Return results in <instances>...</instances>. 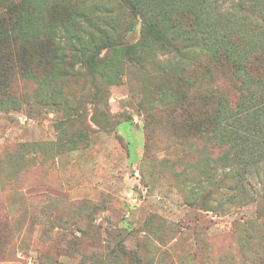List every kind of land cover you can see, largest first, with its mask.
Instances as JSON below:
<instances>
[{
  "label": "rangeland",
  "instance_id": "rangeland-1",
  "mask_svg": "<svg viewBox=\"0 0 264 264\" xmlns=\"http://www.w3.org/2000/svg\"><path fill=\"white\" fill-rule=\"evenodd\" d=\"M84 2L123 27L133 19L119 0ZM211 2L227 15L249 12V0ZM139 37L140 27L123 39ZM120 67L117 78L81 67L63 81L72 109L37 98L38 84L19 74L11 81L18 106L0 103V264H111L109 251L121 247L126 253L114 264H254L226 252L236 247L231 229L264 212V88L254 89L242 118L257 126L249 135L257 148L223 170L214 189L198 181L196 167L203 153L220 149L168 125L160 100L168 84L158 66ZM230 73L215 68L211 83L220 81L235 100ZM186 74L205 78L192 65ZM218 202L226 204L216 213Z\"/></svg>",
  "mask_w": 264,
  "mask_h": 264
},
{
  "label": "trees",
  "instance_id": "trees-1",
  "mask_svg": "<svg viewBox=\"0 0 264 264\" xmlns=\"http://www.w3.org/2000/svg\"><path fill=\"white\" fill-rule=\"evenodd\" d=\"M249 1V12L234 16L217 12L211 0H119L133 18L123 27L109 14H91L84 0H0V103L17 108L8 88L18 74L38 84L37 98L72 109L62 83L81 67L117 78L124 64L144 71L157 65L168 84L160 88L168 125L182 138L206 137L220 149L211 157L203 153L196 167L200 183L209 181L219 189L221 172L234 170L257 148L249 136L257 126L242 118L253 104L254 89L264 88V0ZM138 27L140 37L125 43V32ZM104 49L108 52L102 57ZM158 49L176 50L181 58L162 60ZM190 65L202 69L205 78L199 83L186 74ZM215 68L230 69L235 100L222 91L220 81L211 83ZM256 118L251 116L255 124ZM225 204L218 202L216 213ZM231 232L236 247L226 255L264 264V212ZM109 252L111 264L126 253L122 247Z\"/></svg>",
  "mask_w": 264,
  "mask_h": 264
}]
</instances>
